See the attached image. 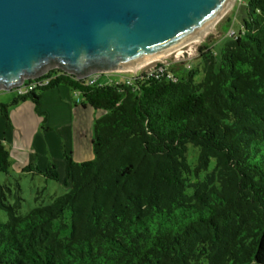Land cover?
I'll list each match as a JSON object with an SVG mask.
<instances>
[{
  "label": "trees",
  "instance_id": "1",
  "mask_svg": "<svg viewBox=\"0 0 264 264\" xmlns=\"http://www.w3.org/2000/svg\"><path fill=\"white\" fill-rule=\"evenodd\" d=\"M200 51V63L179 74L159 63L117 83L49 70L0 105L6 121L20 100L45 116L42 92L67 86L104 111L94 158L65 154L69 192L44 204L38 191L26 214L21 176L0 141V173L9 176L0 182L8 216L0 264H264V0H247L239 32ZM21 173L62 180L55 163Z\"/></svg>",
  "mask_w": 264,
  "mask_h": 264
},
{
  "label": "water",
  "instance_id": "2",
  "mask_svg": "<svg viewBox=\"0 0 264 264\" xmlns=\"http://www.w3.org/2000/svg\"><path fill=\"white\" fill-rule=\"evenodd\" d=\"M236 0H0V90L120 72L186 45ZM134 74H137V70Z\"/></svg>",
  "mask_w": 264,
  "mask_h": 264
},
{
  "label": "crops",
  "instance_id": "3",
  "mask_svg": "<svg viewBox=\"0 0 264 264\" xmlns=\"http://www.w3.org/2000/svg\"><path fill=\"white\" fill-rule=\"evenodd\" d=\"M40 110L46 117L36 111L31 100H20L10 106L9 121L0 113V141L10 151L14 171L21 173L28 165L46 169L55 163L65 177L66 153L77 162L94 158L93 126L104 111L67 86L43 91Z\"/></svg>",
  "mask_w": 264,
  "mask_h": 264
},
{
  "label": "rangeland",
  "instance_id": "4",
  "mask_svg": "<svg viewBox=\"0 0 264 264\" xmlns=\"http://www.w3.org/2000/svg\"><path fill=\"white\" fill-rule=\"evenodd\" d=\"M247 0H236L234 5L229 9L226 15L211 29L202 40L198 42L188 43L182 47L173 50L167 57L162 60L152 62L146 66L138 68L137 72L148 71L153 68L156 63H165L176 73L188 69V67L195 66L200 63L201 54L200 47H205V51L208 48L219 49L226 38L231 37L234 32H239L243 16L245 13V5ZM134 75V70H125L120 72L105 73L101 75H94L91 78L96 79L101 84H108L114 82L127 81ZM18 96V91L13 90H0V105L1 103L13 101ZM199 149L194 145H189L188 160L192 165L196 163ZM215 164V160L211 162V169ZM12 175L21 176V185L23 189V196L25 197L24 206L22 208V214H26L35 208L39 203L36 201L38 191H42L41 197L44 204H50L53 196L62 195L69 192L70 187L67 186L64 180L57 182L54 180L46 179L42 175H32L30 173H19L14 171L11 167ZM64 179V175H62ZM9 179V176L5 173H0V182L5 183ZM70 212L67 211L64 221L70 223ZM8 221L7 213L0 210V223ZM61 220L57 221L59 224ZM70 228L62 229L61 236L63 238L69 236Z\"/></svg>",
  "mask_w": 264,
  "mask_h": 264
},
{
  "label": "bare ground",
  "instance_id": "5",
  "mask_svg": "<svg viewBox=\"0 0 264 264\" xmlns=\"http://www.w3.org/2000/svg\"><path fill=\"white\" fill-rule=\"evenodd\" d=\"M232 6H230L228 9H227V11L225 12V14H224V16L226 15V13L229 11V9L231 8ZM223 16V17H224ZM222 17V18H223ZM222 18H220V19H218V20H216L215 22H213L208 28H206L202 33H201V35L200 36H198V37H196V38H194L192 41H190V42H188V43H193V42H198V41H200V40H202V38L204 37V35H206V33L209 31V30H211ZM187 43V44H188ZM173 51V50H172ZM172 51H169V52H165V53H163V54H161V55H159V56H156V57H153V58H151V59H149V60H147V61H144V62H142V63H140L138 66H135V67H132V68H130V69H136V68H140V67H143V66H146V65H148V64H150V63H152V62H155V61H159V60H162V59H164L165 57H167ZM129 69V70H130Z\"/></svg>",
  "mask_w": 264,
  "mask_h": 264
},
{
  "label": "built area",
  "instance_id": "6",
  "mask_svg": "<svg viewBox=\"0 0 264 264\" xmlns=\"http://www.w3.org/2000/svg\"><path fill=\"white\" fill-rule=\"evenodd\" d=\"M234 33H235V32H234ZM234 33H233V34H234ZM161 63H162V62H161ZM158 64H159V63H156V64L153 66V68L149 69L148 71L150 72V71H152V70H155ZM162 64L165 65V66H168V65H166L165 63H162ZM165 66H160V67H159L160 71H164V70H166V67H165ZM137 73H138V72H137ZM134 75H137V74H134ZM168 76H169V77H172L171 74H168ZM90 78H91V77H90ZM92 79H93V80H96V79H94V78H92ZM129 79H130V78H129ZM37 84L42 85V84H44V83L41 82V81H39ZM34 87H35V83H33V84H27V81H26V82L24 83V85L19 86V87L15 88V89L18 91V94H25V93L29 92L30 90L34 89Z\"/></svg>",
  "mask_w": 264,
  "mask_h": 264
}]
</instances>
